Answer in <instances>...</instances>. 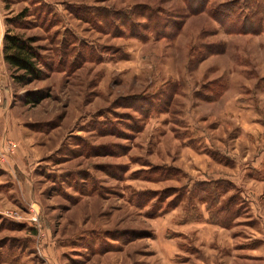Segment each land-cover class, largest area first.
I'll list each match as a JSON object with an SVG mask.
<instances>
[{"label":"rangeland","instance_id":"374dc122","mask_svg":"<svg viewBox=\"0 0 264 264\" xmlns=\"http://www.w3.org/2000/svg\"><path fill=\"white\" fill-rule=\"evenodd\" d=\"M227 1L0 0L43 71L0 76V264H264V29Z\"/></svg>","mask_w":264,"mask_h":264},{"label":"trees","instance_id":"16d2710c","mask_svg":"<svg viewBox=\"0 0 264 264\" xmlns=\"http://www.w3.org/2000/svg\"><path fill=\"white\" fill-rule=\"evenodd\" d=\"M185 1L190 4V10L193 12L209 11L207 5L209 0ZM262 3H264V0H242L241 3L240 0H231L221 3L216 9H210L209 13L213 14V17L215 16L218 18L220 23H222L227 30H230L233 26L235 31L238 30L239 32L255 33L258 30L264 29V4ZM24 14L25 13H23V15ZM157 22L158 21H155V23ZM235 23L239 24L237 28L235 27ZM160 31L157 33H160ZM33 43L34 40L32 38H23L22 36L13 33L9 28H5L2 37L3 63L13 70L11 77L15 82L20 83V85H26L39 79L43 75V71L39 67V54ZM14 72L20 73L14 74ZM27 97L28 98L25 99L26 103L30 105H36L43 99V96L38 95L37 93H29ZM208 185L209 184H204L200 187L197 185L198 191H196V193L202 192L205 197L210 191ZM202 201L207 205L211 203L206 198L202 199ZM217 209L218 215V211L220 210L219 208ZM213 218L217 220L218 216L214 213ZM220 218L221 216L219 219Z\"/></svg>","mask_w":264,"mask_h":264},{"label":"crops","instance_id":"0c3cea01","mask_svg":"<svg viewBox=\"0 0 264 264\" xmlns=\"http://www.w3.org/2000/svg\"><path fill=\"white\" fill-rule=\"evenodd\" d=\"M3 34H4V27H3L2 19L0 16V38L3 37ZM0 146H2V141H0ZM0 169L5 171L6 173H9L10 177L16 179L17 176L14 174L16 171L15 169H17L16 161H15V154L13 155L10 153V155L5 157L3 161L0 160Z\"/></svg>","mask_w":264,"mask_h":264},{"label":"built area","instance_id":"2783aa9c","mask_svg":"<svg viewBox=\"0 0 264 264\" xmlns=\"http://www.w3.org/2000/svg\"><path fill=\"white\" fill-rule=\"evenodd\" d=\"M3 44L2 38H0V76L2 74L3 69V58H2ZM0 102H1V85H0ZM10 152L5 149L4 142H2V146H0V160L3 161L5 157L9 156Z\"/></svg>","mask_w":264,"mask_h":264}]
</instances>
